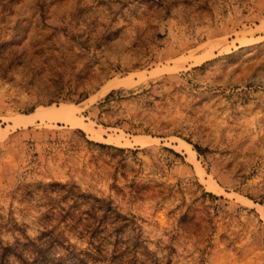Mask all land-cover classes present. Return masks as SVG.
<instances>
[{
    "label": "rangeland",
    "instance_id": "obj_1",
    "mask_svg": "<svg viewBox=\"0 0 264 264\" xmlns=\"http://www.w3.org/2000/svg\"><path fill=\"white\" fill-rule=\"evenodd\" d=\"M0 264H264V0H0Z\"/></svg>",
    "mask_w": 264,
    "mask_h": 264
},
{
    "label": "bare ground",
    "instance_id": "obj_2",
    "mask_svg": "<svg viewBox=\"0 0 264 264\" xmlns=\"http://www.w3.org/2000/svg\"><path fill=\"white\" fill-rule=\"evenodd\" d=\"M132 77H129L127 79H111L109 82L104 85V88L100 91V95H105L109 90L112 88L120 86L122 83H124L126 80L130 79ZM38 116H41L42 118H48L52 120H58L63 123H67L70 126H75L84 129L85 131L89 132L91 135H93L94 138L98 140H104L107 143L114 144L116 146H125V145H131V144H136V145H146L154 139L151 136L147 135H133L132 138H126L123 135H117L114 137H104L102 135L103 130L100 128H95L93 127L90 123H85L83 119L79 116L76 115V113L68 106L65 105H60L56 107H51L49 109H41L39 111ZM23 120V117H18L17 121L20 122ZM174 146L179 149H185L187 154L189 155L190 159L192 161H195V151L192 150L187 143L182 141L179 138L173 139ZM210 186V183L208 184Z\"/></svg>",
    "mask_w": 264,
    "mask_h": 264
},
{
    "label": "trees",
    "instance_id": "obj_3",
    "mask_svg": "<svg viewBox=\"0 0 264 264\" xmlns=\"http://www.w3.org/2000/svg\"><path fill=\"white\" fill-rule=\"evenodd\" d=\"M197 150H199L198 146H196Z\"/></svg>",
    "mask_w": 264,
    "mask_h": 264
}]
</instances>
